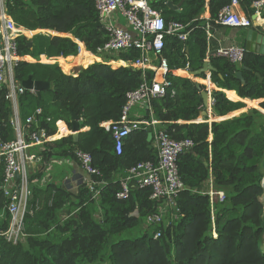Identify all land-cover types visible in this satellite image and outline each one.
Here are the masks:
<instances>
[{"label":"trees","instance_id":"trees-1","mask_svg":"<svg viewBox=\"0 0 264 264\" xmlns=\"http://www.w3.org/2000/svg\"><path fill=\"white\" fill-rule=\"evenodd\" d=\"M4 1L7 13L24 29H50L72 36L38 33L31 39L16 37L21 56H68L67 66L60 65L59 58L52 60L57 63L21 59L14 64L17 82L22 84L32 77L50 83L40 97L31 90L19 95L21 119L25 121L41 108L37 125L45 127L48 135L55 134L57 120H64L71 129L74 114L79 121L78 140L67 135L45 142L36 158L48 170L52 159L75 158V150L82 149L92 155L101 176L81 182L77 194L54 180L44 187L31 185L24 218L26 240L13 244L0 235V264H264V102L258 104V99L264 98V55L246 51L241 65L225 57H211L217 69L211 76L213 87L258 107L246 112L243 102L229 99L224 90H216L213 114L224 120L212 123L194 122L204 108L196 81L167 74L171 85L164 96L151 100L146 118L154 117L159 121L156 128L175 139L194 141L195 145L178 158L185 189L170 204L165 198H151V189L131 182L130 197L119 199L117 193L128 169L140 161L156 162L158 150L153 139L147 140L149 128H140L131 131L122 153L117 154L112 133L101 123L118 120L127 92L151 81L155 71L131 65L141 55L136 49L98 51L108 36L93 0ZM168 1L178 4L182 0L152 4L162 10L166 21L188 23L193 29L185 41L166 36L163 55L173 71L187 64L195 71L203 66L209 47L206 23H211L212 32L223 27L214 21L231 0H185L178 12L168 7ZM253 1L240 3L250 13ZM207 8L209 20L202 17ZM247 29L238 28L234 44L245 47ZM213 39L211 49L218 48ZM76 40L101 58L93 56L84 45L79 53ZM103 59L127 66L114 68ZM86 65L74 75L77 66ZM239 71L244 83L237 77ZM8 91L7 85L0 88L3 142L16 139ZM47 117L52 120L48 122ZM46 170H38L29 182L32 184L34 178L39 181ZM4 171L1 158L0 214L5 218L0 228H6L10 219L9 199L1 189ZM211 179L215 190L225 191L224 201L211 202ZM90 182H95L98 197L90 190ZM161 212V225L147 221L148 216ZM158 231L161 235L156 237Z\"/></svg>","mask_w":264,"mask_h":264},{"label":"built area","instance_id":"built-area-1","mask_svg":"<svg viewBox=\"0 0 264 264\" xmlns=\"http://www.w3.org/2000/svg\"><path fill=\"white\" fill-rule=\"evenodd\" d=\"M93 1L108 36L107 42L98 51L120 52L127 49H136L140 51L141 55L131 65L155 71V76L151 81H145L136 89L127 92V101L118 120L101 123L107 131L112 133L117 154L122 153L125 138L132 130L150 127L153 129L155 145L158 150L156 162L152 160L140 161L128 169L127 175L121 181V189L117 193V197L119 199H128L130 197L131 182H135L140 188L151 189V198H165L170 204H174L175 199L185 189L184 181L179 172L178 158L181 153L193 147L195 143L190 138L175 139L165 130L157 129L156 125L159 121L154 117L151 119L133 118L132 111L134 106L138 104L150 107L152 99L164 96L167 93L171 85L167 79V74L171 72L176 74L183 71L188 76L191 75L192 71L188 64L184 68L173 71L163 55V49L166 36H176L179 40L185 41L193 27L191 24L176 20L166 21L162 10L152 4L159 0ZM118 15L125 19L126 26L118 23L116 20ZM253 15L255 16L253 17ZM202 17L205 18L204 16ZM205 19L209 20L210 17ZM214 22L223 27H254L264 32V0H254L251 4L250 13L243 9L240 0H231L229 4L221 9ZM205 29L209 47L204 62L211 61L212 56H220L227 58L234 64H242L246 52L244 46L230 43L220 45L213 50L210 47V42L214 36L211 30L212 25L209 21L206 23ZM20 35H24V28L16 24L1 3L0 88L3 85H7L9 89L7 98L11 101L13 108L11 123L17 136L14 140L3 142L1 141L0 129V160L3 158L5 164L1 189L9 199L7 210L10 215L6 228H0V235L13 244L23 242L27 237L24 218L28 200L31 196V189L28 186L29 177L26 172V162L35 157L28 154L27 149L54 140L65 129L62 126L63 122L57 120L56 133L48 135L45 127L37 125L40 120L39 116L42 115L41 108H38L25 121L20 117L19 95L27 90L14 78V64L23 58L18 52L16 39ZM202 75L199 78L205 81V88L211 90L210 84L213 83L212 72H206ZM31 91L35 92L34 90ZM51 120V117H47L48 122ZM35 124L37 127L33 128L32 126ZM74 155L80 167L88 176H101V171L93 165V158L89 152L76 149ZM17 173H19V177H16ZM88 185L90 190L94 192V197H97L99 190L95 188V182H90ZM208 194L212 203H215V201L222 202L226 199L225 191L214 189L212 179ZM4 218L5 216L1 213L0 221ZM214 218L213 215V224ZM147 221L161 225L164 221L162 212L148 216ZM160 235L161 231H158L155 236L159 237Z\"/></svg>","mask_w":264,"mask_h":264},{"label":"crops","instance_id":"crops-1","mask_svg":"<svg viewBox=\"0 0 264 264\" xmlns=\"http://www.w3.org/2000/svg\"><path fill=\"white\" fill-rule=\"evenodd\" d=\"M1 3H2V6H4V8L6 10L5 1L0 0V7H1ZM203 16L205 18L210 17V12H209L208 8H207V11L205 12V14ZM116 20L118 21V23L126 26L125 19L123 17H121L120 15H118L116 17ZM29 31H32L34 35H36L38 33H42V34L63 35V36L72 37L69 34H61V33L59 34L58 32L55 33V31L50 30V29H40V31H37V32H34L35 30H29ZM41 31H45V32H41ZM237 31H238V28L216 27L213 31V36H214L213 41H215V43H214L215 47L220 46V45H227V44L233 43V41H234L233 39L236 36ZM33 34L30 35V38L29 37L28 38L31 39L34 36ZM24 35H25V33H24ZM25 36H28V35H25ZM76 41L79 44V48H80L79 53H80V51H82V45H84V48L87 51H89L84 43H82L78 40H76ZM215 49H217V48H215ZM215 49H213V50H215ZM89 52L93 56H95L97 58H101L100 56L93 54L91 51H89ZM41 57H42L41 59H36L37 57H32L30 55H26V56H23L22 59H25V60H28L31 62L39 61L42 63H57L58 60H55V61H52V60L55 58L65 57V56L48 57L46 55H41ZM66 57H68V56H66ZM48 58H51V60H48ZM116 61L117 60H113V59L111 61H105L103 59L102 62H107V63L111 64L114 68L119 67V66H127L124 63H115ZM119 61L124 62L123 60H119ZM93 63H94V61H93ZM90 64H92V63H89L88 65H90ZM88 65L83 66L82 68L80 66H77L76 67V73L74 75H77L80 72V69L86 68ZM77 69H79V70L77 71ZM175 75L180 76V77L191 78L194 81L201 83L202 86H205V81L203 79L199 78L200 76L193 78L191 75L188 76L187 73L183 72V71L177 72ZM212 89L224 90V89L217 88V87H213ZM226 91L227 90H224L225 93H226ZM230 91H232V90H230ZM226 95H227V93H226ZM227 97L233 101H241V102L247 103L246 101H243L241 99H233V98L229 97L228 95H227ZM262 102H264V98L258 99L259 106H261ZM247 104H248L247 107L258 109V107L254 106L252 103H247ZM246 110H248V109H246ZM147 114H148V107H146L144 105H140V104L134 106L133 111H132V117L133 118H146ZM221 117H223V116H216V115L212 114L211 116L207 115L206 117L203 118L199 115V117L196 120H194V122L206 121V122L212 123L213 121L224 120ZM61 122H63L62 126H64L65 129L63 130V133H61L59 136L55 137L54 140L60 139V138L67 136V135H73L74 134V131L68 126V124L64 120H61ZM86 129H88V127H86L84 130H86ZM16 136H17V134H16ZM212 137H213V135L211 133L210 134V140L212 139ZM54 140H52V141H54ZM153 140H154V144H156L155 138H154V133H153ZM42 146H43V144H40V145L32 146V147L27 149L28 154L35 156L32 160H29L26 162V172H27L28 177L32 176L35 173H38V170H40V169L46 170V169H44L45 164H42L39 161V159L36 158V154L38 153L39 150L42 149ZM49 165H51V168L49 166V169L46 170L45 175L39 181L37 178H34V180L32 181V184H31V182L28 183L29 188H31V185H38L40 187H44L46 185L47 181L54 180V182L56 184L64 185V186L68 187L69 190L73 194H77L78 190H79L80 183L85 181V180H89V178H90V176H88L83 171V169L80 167L78 161L75 158H69V159L55 158V159L51 160ZM16 177H19V176H16Z\"/></svg>","mask_w":264,"mask_h":264},{"label":"water","instance_id":"water-1","mask_svg":"<svg viewBox=\"0 0 264 264\" xmlns=\"http://www.w3.org/2000/svg\"><path fill=\"white\" fill-rule=\"evenodd\" d=\"M185 0H182L178 4H174L172 1H168L167 5L169 8L175 11H180V7L182 6L183 2ZM255 15H253L254 17ZM57 33V32H55ZM60 34V33H59ZM245 49L246 51H250L253 53H258L261 55H264V32L254 28L250 27L247 29V34L245 38ZM30 46H32V42L29 43ZM216 52V51H214ZM140 68V67H136ZM217 69L213 65L212 61H205L203 66L195 71H192L190 74L193 78L199 77L200 75L206 73V72H214ZM237 77L244 83L245 79L243 76L242 71H239L237 73ZM197 83V87L201 89V94L203 97V102H204V109L200 112L201 117H206L207 115L211 116L213 114V102H214V95L216 92V89H211L208 90L207 88L203 89L202 84L199 82ZM22 85L27 89V90H34L39 97L42 94V91L44 89L50 88V83L48 81H41V80H33L32 77H29L27 80L23 81ZM73 128L72 130L74 131V138L78 140L79 134H80V129H79V121L77 115H73ZM153 139V130L150 127L148 130V135H147V140L151 141ZM16 176H19V173L16 174ZM263 184V183H262Z\"/></svg>","mask_w":264,"mask_h":264},{"label":"bare ground","instance_id":"bare-ground-1","mask_svg":"<svg viewBox=\"0 0 264 264\" xmlns=\"http://www.w3.org/2000/svg\"><path fill=\"white\" fill-rule=\"evenodd\" d=\"M24 33L25 35H32L33 32L32 31H29V30H24ZM59 63L63 66H67V60H66V57H59ZM210 87L213 88V83L210 84ZM264 196V195H263ZM263 199V202H264V197L262 198Z\"/></svg>","mask_w":264,"mask_h":264},{"label":"rangeland","instance_id":"rangeland-1","mask_svg":"<svg viewBox=\"0 0 264 264\" xmlns=\"http://www.w3.org/2000/svg\"><path fill=\"white\" fill-rule=\"evenodd\" d=\"M25 30V29H24ZM41 32H45V31H41ZM34 35V34H33ZM26 37H29L30 38V36H26ZM79 69H77V71H78ZM244 103V108H246V109H251L250 107H247V103H245V102H243ZM248 110H246V112L248 111ZM262 183H263V181H262ZM262 198H263V196H262ZM166 221H167V219H166ZM262 241H263V248H264V232H263V234H262Z\"/></svg>","mask_w":264,"mask_h":264}]
</instances>
